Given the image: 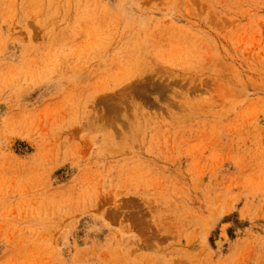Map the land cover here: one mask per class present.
I'll list each match as a JSON object with an SVG mask.
<instances>
[{
  "label": "rangeland",
  "instance_id": "obj_1",
  "mask_svg": "<svg viewBox=\"0 0 264 264\" xmlns=\"http://www.w3.org/2000/svg\"><path fill=\"white\" fill-rule=\"evenodd\" d=\"M256 259L264 0H0V264Z\"/></svg>",
  "mask_w": 264,
  "mask_h": 264
},
{
  "label": "bare ground",
  "instance_id": "obj_2",
  "mask_svg": "<svg viewBox=\"0 0 264 264\" xmlns=\"http://www.w3.org/2000/svg\"><path fill=\"white\" fill-rule=\"evenodd\" d=\"M253 260H254V258H253ZM244 261H245V259H244ZM249 261V260H248ZM257 262H259L257 259L255 260V264H257Z\"/></svg>",
  "mask_w": 264,
  "mask_h": 264
}]
</instances>
